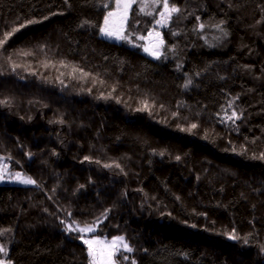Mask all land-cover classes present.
<instances>
[{"label": "trees", "instance_id": "1", "mask_svg": "<svg viewBox=\"0 0 264 264\" xmlns=\"http://www.w3.org/2000/svg\"><path fill=\"white\" fill-rule=\"evenodd\" d=\"M113 1L0 0V40L35 21L0 46V158L36 181L0 184V259L90 264L76 221L116 264H264V0H168L159 58L162 0L120 41Z\"/></svg>", "mask_w": 264, "mask_h": 264}, {"label": "snow or ice", "instance_id": "2", "mask_svg": "<svg viewBox=\"0 0 264 264\" xmlns=\"http://www.w3.org/2000/svg\"><path fill=\"white\" fill-rule=\"evenodd\" d=\"M135 0H116L117 3V7H121L123 6V8L126 10L127 8L131 7V4L134 3ZM161 0H153V3H160ZM163 2V7H164V12H161V16L162 17H167V18H171V14L178 12L179 9L176 7H171L169 8L168 5V0H162ZM143 10V9H142ZM114 15H116V13L114 12H109L108 15L105 17L104 19V23L105 26L102 27L100 29L101 33L107 37H115L117 39H127V37L125 35L121 34V31H114V30H110L109 28V23H110V18L113 17ZM124 18L126 19V11H125V16ZM46 19V18H45ZM35 21H27L25 24H20L19 27L14 28L12 30V32L10 33H5V38L4 40H0V46H2L7 39L12 36L15 32L19 31L20 29L26 27L28 24H32ZM164 22L163 20H157V24H160ZM201 27H203V25H201ZM219 27V25H218ZM225 35H227V33H224ZM146 52H149L152 56L159 58L160 54L158 51H150L148 48H145ZM189 84H191V80L187 81L185 84V87H187ZM229 106L231 107V102L229 104ZM229 120H233V119H239L238 114L233 111L232 115L228 117ZM197 127L196 124H192L190 128L188 129H183L184 131H191L192 129H195ZM31 155V154H29ZM161 155H163V153H161ZM85 159H88L87 157H85ZM176 159H180V157H176ZM259 159H264V154H261V156L259 157ZM105 167H111V165H105ZM116 167H119V165H116ZM16 180L24 183V184H36V181L31 179V178H22L20 173H16L15 177ZM3 179V176L0 175V180ZM71 215V214H69ZM65 223V231L66 232H79V233H90V232H94V227L91 225H86L84 227H81L76 221H72L71 223ZM83 240V243L86 244L88 246L87 251L89 253V256L92 257V260L90 261V264H116V261L113 259V257L120 252L121 249L126 250L127 252H132L133 248L124 240V237H113L111 244L108 246L109 247V251H107L106 255H104V258L102 260H97V250L93 247V245L101 243L99 240H95V239H84L83 236L80 237ZM230 238L233 240H238L240 239L239 236L235 235V233L233 232L232 234H230ZM245 243H247V241H245ZM0 253H4L5 255H7V249L0 245ZM123 260H128L129 257L127 256H122ZM0 264H5V261L0 259ZM132 264H136V262L133 260Z\"/></svg>", "mask_w": 264, "mask_h": 264}, {"label": "rangeland", "instance_id": "3", "mask_svg": "<svg viewBox=\"0 0 264 264\" xmlns=\"http://www.w3.org/2000/svg\"><path fill=\"white\" fill-rule=\"evenodd\" d=\"M113 4H114L113 7L106 14V16H107L109 12L116 13V15H114L113 17L110 18L109 28H110V30H114V31H121L122 30L121 34L123 35L125 26L127 24L130 7L127 8L126 10L123 8V6L118 8L116 0L113 1ZM125 11H126V19L124 18ZM164 11L165 10H163L161 12H164ZM161 12L159 14V19L163 20L164 17L161 16ZM162 23L156 24L157 27L152 28L147 33V35L144 38V48H148L150 51H158L159 52V45L161 43V31L159 28L162 26ZM104 26H105V23L103 22V25L101 26V28ZM100 34H101V36L107 37V36L103 35L101 33V31H100ZM107 38H111V39H114L117 41L121 40V39H117L115 37H107ZM16 173H20L22 178H28L21 170L12 167L9 162H7L3 158H0V175L3 176V179L0 180V184L28 185V184H24V183L16 180L14 178ZM91 233L92 232L85 233L86 236L84 237V239H95V240H99L101 242V243L93 245V247L97 250V260H102L104 258V255H106L107 251L110 250L108 246L111 244V241H112L113 237H115V236L104 237V236H100L97 234L90 235ZM113 259L115 260V256L113 257ZM5 264H7V263L5 262Z\"/></svg>", "mask_w": 264, "mask_h": 264}]
</instances>
